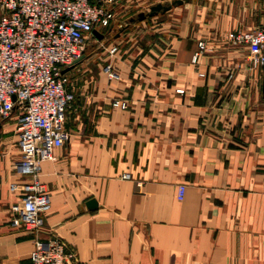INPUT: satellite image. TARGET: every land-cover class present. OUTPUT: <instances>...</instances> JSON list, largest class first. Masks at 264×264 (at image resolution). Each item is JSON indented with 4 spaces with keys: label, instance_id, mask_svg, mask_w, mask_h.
Instances as JSON below:
<instances>
[{
    "label": "crops",
    "instance_id": "0c3cea01",
    "mask_svg": "<svg viewBox=\"0 0 264 264\" xmlns=\"http://www.w3.org/2000/svg\"><path fill=\"white\" fill-rule=\"evenodd\" d=\"M261 19L260 0H186L138 19L143 32L112 54L95 29L64 70L69 137L40 162L49 209L36 233L9 224L17 176L0 151V264H29L49 234L73 252L67 264H264V66L226 39ZM13 130L0 121L16 155Z\"/></svg>",
    "mask_w": 264,
    "mask_h": 264
},
{
    "label": "built area",
    "instance_id": "2783aa9c",
    "mask_svg": "<svg viewBox=\"0 0 264 264\" xmlns=\"http://www.w3.org/2000/svg\"><path fill=\"white\" fill-rule=\"evenodd\" d=\"M118 0H0V121L14 117L17 157L13 172L17 179L8 188L16 193L9 204V224L37 232L49 209L46 188L38 179L40 162L54 160V150L68 140L64 127L74 98L66 71L82 52L83 41L93 29L108 27ZM258 26L227 34L232 45H242L250 66H264V0ZM204 48L196 42L192 59ZM108 53H115L111 43ZM115 76L109 64L103 66ZM112 105L124 106L122 100ZM14 114V116H13ZM127 172L120 173L128 178ZM184 186H176L181 198ZM73 252L65 250L55 234L34 237L29 264H67Z\"/></svg>",
    "mask_w": 264,
    "mask_h": 264
},
{
    "label": "rangeland",
    "instance_id": "374dc122",
    "mask_svg": "<svg viewBox=\"0 0 264 264\" xmlns=\"http://www.w3.org/2000/svg\"><path fill=\"white\" fill-rule=\"evenodd\" d=\"M147 1H149V0H118L113 5L114 19H113V21H111L110 26L98 28L100 30V33L104 37V41H103V43L102 42L100 43V47L102 48L104 46V43H107L108 41L110 42L113 39L114 44H116L117 48H120V47L124 48L127 45V40H128L130 31L132 33L138 31L139 34L141 32H143V29L135 30L133 27V24L137 23L136 21L138 19H141L143 21L144 20L146 21L149 19V15L146 14V12L148 11V6H149V5H147ZM173 6H175V5H173ZM139 12L143 13L142 18H138ZM160 13H162V12H160ZM202 15L204 16V18H206L208 20L209 18L213 17L214 11L212 12V10L207 9V10H205V12ZM210 31H211L210 28H208V29L203 28V30H201L200 33L206 34ZM132 38H133V34H132ZM92 39H93V36H89L88 38L84 39L82 51L89 49V48L86 49L85 42L90 41ZM232 46H242V45H232ZM242 47L244 48V46H242ZM242 51H243V49H242ZM104 52L106 54H112V53H108L107 47L104 50ZM244 54H245V56H247V51L245 48H244ZM75 64L72 66V68L73 67L79 68V66L75 65ZM71 73L72 72H70V71H69V73H67V78L69 80H71V75H72ZM105 73L107 74L106 71H105ZM13 116H14V114H13ZM10 119L13 120L14 117H12ZM8 121H10V120H8ZM8 133L15 135L14 130L10 131ZM2 150L4 151V153L2 154L3 156H4V154L5 155L7 154L6 156H7V159L9 160L8 164L10 165V167L13 170V166H12L13 160L16 158L17 154L15 155V151H14L15 145H14L13 140L11 139V137L8 134H4V135L2 134V136H1L0 151H2Z\"/></svg>",
    "mask_w": 264,
    "mask_h": 264
},
{
    "label": "water",
    "instance_id": "95a60500",
    "mask_svg": "<svg viewBox=\"0 0 264 264\" xmlns=\"http://www.w3.org/2000/svg\"><path fill=\"white\" fill-rule=\"evenodd\" d=\"M183 1H186V0H166L164 2H156V3L150 4L148 6V11L146 12V14L147 15H152V14H154L156 12H164L165 10L169 9L170 6L180 4ZM142 17H143V13L139 12L138 13V18H142ZM92 32L97 37H100V34L97 33L95 29H93ZM81 56H82V54H80L76 59H74L70 65H72L74 62L78 61L81 58ZM67 67L63 68L62 71L66 70ZM261 90H262V94L264 96V75H263V78H262V81H261ZM64 127L67 128V122L66 121L64 122ZM86 205L89 208L94 207L95 206V200L93 198H89L87 200V202H86Z\"/></svg>",
    "mask_w": 264,
    "mask_h": 264
}]
</instances>
